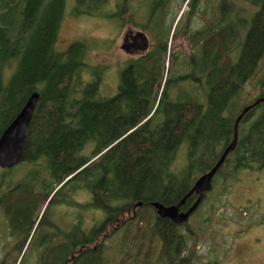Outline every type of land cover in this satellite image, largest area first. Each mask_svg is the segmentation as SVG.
I'll list each match as a JSON object with an SVG mask.
<instances>
[{
    "label": "rangeland",
    "instance_id": "1",
    "mask_svg": "<svg viewBox=\"0 0 264 264\" xmlns=\"http://www.w3.org/2000/svg\"><path fill=\"white\" fill-rule=\"evenodd\" d=\"M122 1L45 0L34 29L23 35L19 29L25 0H0V137L22 109L19 98L6 94L4 86L15 73L27 74L21 57L40 48L41 30L56 32V49L81 65V77L58 66L53 78L46 80L37 70L22 88L25 102L35 92L40 99L24 160L12 169L0 168V264H82L73 256L79 250L80 230L89 235L88 246L101 251L88 264H131L127 258L132 255L139 256L137 264H169L159 236H152L157 214L151 206L159 198L158 176L167 169L175 175L188 166L193 169L187 143L194 128L202 122L199 139L203 136L209 149L217 143L216 117L235 119L264 86V0H131V12L136 13L132 24L112 17ZM225 1L229 5L223 10ZM131 30L149 39V50L141 58L121 50ZM215 31L222 34V44L213 36ZM191 76L203 79L206 95L194 80L184 78ZM82 82L98 83L96 103L111 102L114 133H107L101 121L89 128L79 126L68 132L67 147L56 157L45 146L47 137L60 118L74 112L70 89ZM160 82L166 100L157 87ZM120 87L136 88L129 106L117 98ZM151 117L156 127L141 132L145 143L136 153L129 152L130 137ZM258 122L264 133V114ZM121 129L130 132L120 136ZM149 144L155 151L157 176L140 198L135 192L151 155ZM248 144L245 138L247 154ZM101 152L115 159L121 171L108 193L112 206L133 198L147 206H134L112 225L94 230L108 217L102 210L84 208L100 178L93 165ZM223 169L221 177L233 171L226 165ZM217 178L187 225L179 227L186 242L176 255L193 259V264H264V183L255 195L245 183ZM55 190L58 199L47 206ZM69 196L78 207L70 206ZM50 223L62 232L49 228ZM137 229L142 231L130 246Z\"/></svg>",
    "mask_w": 264,
    "mask_h": 264
},
{
    "label": "trees",
    "instance_id": "2",
    "mask_svg": "<svg viewBox=\"0 0 264 264\" xmlns=\"http://www.w3.org/2000/svg\"><path fill=\"white\" fill-rule=\"evenodd\" d=\"M44 1L45 0H25V7L22 13V19L19 29L21 34L27 35L31 32V30L34 29ZM228 5V1H225L222 6L224 8L223 10H226L228 8ZM131 8V0H123L121 8L115 14L111 13L113 14V19H122L124 21L126 20L127 22L132 24L135 20L136 13H132ZM82 14L84 15L85 13ZM213 36L216 38L218 44L223 43V37L220 32L215 31L213 33ZM39 38L41 41V46L35 53L30 54L26 51L22 54L23 61L21 57L20 62H25L27 64V74L24 77H21L19 76V72L15 73L11 77L7 85L4 86V91L6 94H9L11 96L15 95L19 98V106L21 108L25 104V97L22 95L21 91L31 73H34L37 70H41L44 78L46 80H49L53 78L54 72L58 68V66H62L65 71H71L72 73L77 74L78 77H81L80 63H71L68 59L69 54L66 51L61 52L56 49V44L54 43L56 39V32L48 28H44L39 33ZM184 78L194 80L199 90L202 91L204 95H206V92L203 88L202 78H195L194 76ZM81 81L79 79L77 80V82ZM157 87L160 90L162 89V97L166 100V91L163 82L157 84ZM98 93L99 85L98 83L94 82H84V84L82 82L80 84H75V86L70 89L69 99L70 102H73L75 106L74 112L69 117H63L57 121L52 132L47 137L48 139L45 145L47 148H49V150L54 152L56 157L59 156V153L63 148L67 147L66 143L68 140V132L74 130L79 126L89 128V125L92 124V122L101 121L105 130H107V133H114L113 127L115 125V120L114 117H110L111 102L105 101L96 103ZM135 96L136 88L120 87L117 98L122 97L125 104L129 106L131 104L130 101L135 100ZM102 109H106V112L102 113ZM148 114L149 113H147V115ZM146 119L147 118H144L142 122H144ZM226 123H228V119H226V121H223L219 119V117H217L214 125L212 124L214 133L217 137V143L209 149H205L204 144H206V141L203 139V136L199 139L201 135V132L199 131L200 126L194 128L191 133L193 136V143L191 147L192 155L191 153L189 154L190 158H192L194 161L195 167L191 169V167L188 166V168H186V170H184L182 174L178 175L169 174L168 169L165 172L162 171L160 176H158L160 184V187L158 188L159 198L154 202H161L165 205H177L182 197L186 195L193 187L196 181V177L209 172L213 168V166L215 165V159L213 158V156L217 154V146L220 143V146L222 147L229 135V129ZM156 125L157 122L155 121V119L153 120V117H151L150 120H147L142 125L138 126L136 130L137 132L130 137V142L128 145L129 152L136 153L139 150L140 146L145 143V139L140 135V133L145 131L151 132L156 127ZM1 130H4V128H1ZM129 132V129H121L119 134L120 136H127ZM149 146L151 155L149 157V160L141 170L139 181L136 186L137 189L135 195L140 198L143 194H145L149 181L157 176L154 169L155 151L152 144H149ZM208 151L211 152V155L209 157L206 156V153ZM99 155L97 154L96 157H98ZM95 158L94 160H96V163H92H94L93 166H97L99 168L100 178L94 183L91 192V201L87 205H85L84 208L102 210L105 212V215L108 216L106 219H104L103 223L100 226L94 228V230L96 228L97 230H99L104 227V224L110 226L112 225V222L116 220V218L123 216L124 214H128L129 212L134 210L135 204L141 201H136V199L133 198L132 201H123V204L120 207L112 206L110 202L111 198L109 197L108 193L111 189L113 181L117 182L121 177L119 164L115 159L108 158L106 156L104 157V155L98 157L97 159ZM222 168L220 169V171H224V169L222 170ZM231 174L233 175L234 171H232ZM166 179H168L167 182L163 183ZM215 184L216 182L213 181L214 186ZM58 192L59 191L55 193L50 201V198L46 200V204L49 201L48 206H50L56 199H58V196L55 197ZM23 195L24 193L21 196ZM195 199L196 196L191 197L186 203V206L182 208V210L186 211L189 205ZM67 201L70 206L74 205V207H78L76 203H73L74 201H72L71 196H69ZM29 206V203L28 205L26 204V207L22 210L28 209ZM144 206H147V204L145 205L143 203L142 207ZM1 207L2 205L0 204V209ZM43 217L41 218L39 224H42V221L44 219ZM154 219L157 223L155 225L156 231H152V236L155 237L156 233L159 236L162 243L163 255L166 261L169 264H193V259L182 258V256L176 255V251L178 249L181 253V250L185 246L184 243L186 242L185 236L179 232L180 228L167 219H160L158 216H155ZM23 222L24 221H22L20 224H23ZM54 225V223H50L48 227L51 229H55ZM55 230L56 233L62 232L59 228ZM136 231L137 234L135 233L130 240V246H134L136 244L137 236L141 233L142 229H137ZM88 239L89 235L83 230H80L79 250L77 254H73V256L79 257L82 260V264H88L89 261L97 259L101 256V251L97 252L91 246H88ZM17 247H19V245H17ZM91 248L92 251H90ZM127 259L131 264H137L140 260L139 256L135 255L128 256ZM125 262L126 261H123L122 264H126ZM213 264L218 263L214 262Z\"/></svg>",
    "mask_w": 264,
    "mask_h": 264
},
{
    "label": "water",
    "instance_id": "3",
    "mask_svg": "<svg viewBox=\"0 0 264 264\" xmlns=\"http://www.w3.org/2000/svg\"><path fill=\"white\" fill-rule=\"evenodd\" d=\"M130 40H132L134 44H132ZM135 48L142 51L143 53L148 51L149 39L145 33L136 32L135 36H132V34L130 33L126 34L123 45L121 46V50L127 54H131V50ZM39 99L40 94L38 92L31 94L26 100L24 106L22 107L18 115L3 131L0 137L1 169H12L24 160L26 155L30 127ZM261 101H264V99H261L259 102ZM248 110L249 108L245 109L244 113L240 117H238L234 129V139L225 148L221 158L217 161V163L209 172L202 174L195 181L191 190L177 205H165L161 202H154L152 204L156 214L160 219H167L178 227L187 225L191 216L198 210L200 205L206 199L207 194L212 191L213 181L218 175L222 166L224 165L229 154L235 150L238 144L239 137L238 124L243 115ZM102 154L104 153H101L98 157H100ZM98 157H96L95 159H97ZM56 192L57 190L53 192L52 197L55 195ZM194 195L197 196L195 202L188 208L187 211H181V209L186 206L187 201ZM51 198L49 199V201L51 200ZM49 201L47 202L48 205ZM142 206L143 202H138L135 204V209L141 208Z\"/></svg>",
    "mask_w": 264,
    "mask_h": 264
},
{
    "label": "flooded vegetation",
    "instance_id": "4",
    "mask_svg": "<svg viewBox=\"0 0 264 264\" xmlns=\"http://www.w3.org/2000/svg\"><path fill=\"white\" fill-rule=\"evenodd\" d=\"M128 33L135 36L136 32L128 31ZM132 44L134 42L130 40ZM150 47V43H149ZM149 50V49H148ZM143 52L138 50L137 48L131 50L130 55H135L138 58L143 57ZM261 99H264V86L260 89V93L258 97H255L253 101L248 103L243 107V109L238 113L235 119H228V123H226L229 129V135L226 139L224 145L221 147L220 143L217 146V154L213 156L215 159V164L221 158L225 148L228 146L230 142L234 139V129L236 126V122L238 117H240L245 109L249 108V110L243 115L239 124H238V144L233 152H231L226 159L223 166H228L233 169L236 175H223V177L219 176L218 178L221 180H237L242 183L248 185L247 190L254 191L251 194L259 195L261 193V189L264 183V133L262 132V125L258 122V119L264 114V101L259 102ZM219 119L225 120L227 118L222 117V115L218 116ZM217 118V117H216ZM202 125V122L200 126ZM247 138L248 144V154L244 150V139ZM193 143V136L190 134L187 143V155L191 153V147ZM192 155V153H191ZM211 152H207L206 156L209 157ZM102 156V155H101ZM222 166V167H223ZM191 190V189H190ZM185 196V195H184ZM182 197V199L184 198ZM196 195L192 196L195 197ZM181 199V200H182ZM197 199V196H196ZM195 199V200H196ZM180 200V201H181ZM195 200L189 205V207L195 202ZM188 202V201H187ZM188 207V208H189ZM188 210V209H187ZM186 210V211H187ZM181 211H184L181 209ZM171 222V221H170ZM259 232V231H258ZM79 246V240H78Z\"/></svg>",
    "mask_w": 264,
    "mask_h": 264
},
{
    "label": "bare ground",
    "instance_id": "5",
    "mask_svg": "<svg viewBox=\"0 0 264 264\" xmlns=\"http://www.w3.org/2000/svg\"><path fill=\"white\" fill-rule=\"evenodd\" d=\"M213 187H214V185H213ZM153 203H154V202H153ZM153 203H152V204H153ZM152 207H153V206H152ZM157 216H158V215H157Z\"/></svg>",
    "mask_w": 264,
    "mask_h": 264
}]
</instances>
